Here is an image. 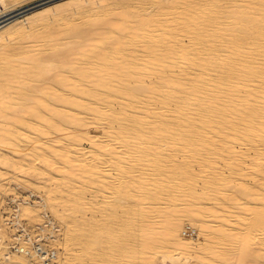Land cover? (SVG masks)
Listing matches in <instances>:
<instances>
[{"label": "bare ground", "instance_id": "1", "mask_svg": "<svg viewBox=\"0 0 264 264\" xmlns=\"http://www.w3.org/2000/svg\"><path fill=\"white\" fill-rule=\"evenodd\" d=\"M145 1L75 0L74 5H60L57 14L67 22L69 13L81 7L93 9L105 2L108 9L101 19L97 15L96 21L81 22L90 38L76 52L80 55L60 59L63 65L49 70L51 76L32 92L19 83L37 77L42 60H47L45 47L61 37L62 30L52 25L56 12L47 17L49 9H40L0 26V120L10 125L0 124V149H25L21 142L26 134L33 135L27 138L33 139L28 140L31 147L58 149L55 157L49 153L39 158L45 168L57 172L58 178L51 173L59 181L49 196L54 209L65 216L77 198L72 197V177L85 178L91 169L85 162L89 158L82 164L84 159L78 157L88 153L82 140H90L98 151L117 154L125 168L122 182L135 200L141 243L147 247L141 245L142 250L170 242L177 253L194 250L198 258H208L211 252L203 254L200 243L176 230L186 218L204 235V247H230L241 264L240 248L254 246L250 264H264V210L249 201L264 198V0ZM19 2L0 0V15L21 7ZM35 20L42 25L36 32L30 30ZM61 115L75 125L73 161L65 153L68 130L51 123ZM102 136L106 139L100 140ZM243 144L247 149L238 148ZM218 157L228 174L220 170ZM75 160L79 163H71ZM13 161L0 153V179L2 167ZM249 175L258 182H247ZM198 178L203 179L204 193L215 200L211 209L184 204L186 188ZM233 187L242 190L235 198ZM236 199L246 202L233 205ZM163 200L166 207L152 206ZM38 202L47 206L43 196ZM17 210L19 219L20 205ZM158 212L162 216L155 220ZM72 235L79 245L72 250L80 262L87 254L86 237ZM215 254L226 259L225 252Z\"/></svg>", "mask_w": 264, "mask_h": 264}, {"label": "rangeland", "instance_id": "2", "mask_svg": "<svg viewBox=\"0 0 264 264\" xmlns=\"http://www.w3.org/2000/svg\"><path fill=\"white\" fill-rule=\"evenodd\" d=\"M74 1L75 0H20L18 5H20L21 7L13 10L12 13L8 12V14L6 12L7 14H2L4 17L0 15L2 17H0V26L2 25L3 27H5L6 25L12 23L13 21H16L17 19L23 20L33 12L46 8V11H48L49 9V11L46 12L47 14L44 13V15L47 17L51 15V13L56 12V14H53V16H55L54 19H56L52 21V25H57L56 27L62 30L61 37L54 39L53 41H51V44H49V46L47 45L45 47L49 50H45L46 53L44 52L45 54H43V57L45 55V58H47V60H42L43 62L45 61V64L43 62L42 63L44 64V66H47L41 67V72L35 79H28L19 83L24 90L29 89V91L31 90L32 92L33 90L37 89V86L41 83V81H43L44 78H47V76H51L49 75L51 74L49 70H54L57 68V66L59 67L63 65L62 62L60 65V59L63 58L62 61H64V59L67 58L72 59L74 57H78L80 53L76 52L84 44H86V42H88L90 38V30L82 25V21L90 20V22H92L94 21V19L96 21L98 19V16L99 19H101L103 15L107 13L106 9H108V7L104 6L105 2L103 4L101 3L100 5H97V7L93 9L90 7H81L77 9V12L69 11L70 20L69 22H67V20L62 18V15L60 13L57 14V11H59V6L63 3L67 2L68 5H74ZM120 1L122 3L123 1L126 2V0ZM147 1L148 0H146L145 2ZM94 10H97V12H94ZM101 11L106 12L102 13ZM38 24H40V21L35 20V22L32 24V29L30 28V30H39V27H41L42 25L40 26ZM10 38H12V40H15V37L13 38V36H11ZM10 40L11 39H9L8 43L13 42H11ZM30 100L27 101V103H31ZM35 105V103L26 104V106L24 107L28 109L34 107ZM44 106L45 105H39V107ZM6 122L8 121L6 119L4 120V118L0 120V124H5ZM51 123H57L61 125V127L64 126L68 130V135L65 137L64 141L65 147L67 148V152L65 153L67 157L70 158V160L76 158L77 154L74 153L75 151L73 146V144L76 142L74 137L75 125L71 122L70 117L65 118L62 115L59 117L57 116L55 120L51 119ZM6 125L10 127L9 122L6 123ZM26 135H28L29 137L33 136L32 134ZM29 137H24L25 141L23 139V142H21V144H26V147L23 146V148L25 147V149H0L1 156H6L14 160L10 166H4L1 170V175L3 177L0 179V264H29L28 258L24 254L16 253V255L14 256L12 255L13 253H9V249H7L8 247H6L8 246V243L12 239L13 235L8 228L5 215L10 210H14L15 207L18 208L19 205L21 210L19 219L17 218V220L22 219L25 223V226L30 229H37L39 226L41 227L47 219H51L53 221V225H50V229L54 231L55 234L53 235H55V238L51 237V245L56 248V250H58V258L56 264H67L69 262V259H73V264H129L130 262V264H239V262H237L236 256L233 255V249L230 247H227L225 245H223L224 248L218 245L219 248L215 249L211 247H204V235L202 233H199V229H195L196 225L189 222L186 218H183L182 223L176 225V230L182 235L183 238L195 239L198 243H200L201 250L200 248L198 250H200V252L203 251V254L211 252L208 258H204L203 255H200V257L198 258L197 252L194 250L191 252L185 251L186 254L179 251L177 253V251L175 252V250L173 251V249L171 248L170 242H167L166 246L160 245L161 247H148V249L142 250V232H140L141 230L138 226V221L136 222L138 215L135 211V200L134 198L130 197V194L125 192V186L122 182V171L125 170V168L123 166H120L119 160L116 159L117 154H114L113 152H111V150L110 152L109 150L106 151V149V152H103L104 148H102V152H100L101 150L95 148V144H93L90 140H82L81 144L84 147V150L88 153L84 154V157H81L80 155L78 157L82 160L84 159L82 164L86 162L88 167L91 165V169L89 167L90 170L85 178L81 177L80 179H78L75 178V175L74 177H72V179L76 180L74 182H72L71 180V184H74L72 185V192H74V195L72 194V197L76 196L77 198H73L72 202L74 204H71V209L69 210L70 212L66 211L67 216H62L61 212H57L54 209L52 205L53 200H51V197L49 196L51 193L50 187L57 186V181H59V179L53 178L51 173L53 172L54 177L58 178V176L55 175V173L57 172L55 170L45 168L42 163H40L44 157L46 158L49 155V153L54 157L55 155H58V149H51L50 147L49 150V148H47L46 146L41 148L31 147L32 143H30V145L28 144L29 139L27 138ZM44 139L46 145H48V141L46 142V140L48 139ZM104 139L106 138H104L103 136L100 138V140ZM31 140L33 141V139ZM31 140H29V142ZM51 142H54V139H52ZM27 146L32 151L30 149L28 150ZM240 147L247 149V145L244 144L242 146H238V148ZM38 149H41V153L40 151H38ZM97 149L100 151H98ZM97 151L100 153H98ZM53 153H55V155ZM181 155L179 156V158L182 157ZM39 156H42L43 158L41 159L39 158ZM23 157L25 158V160H21V158ZM86 157L89 158L87 159L88 161H85ZM260 157L263 158L264 155ZM72 161L71 163L74 164H76V162L79 163V160H75L74 162ZM217 161L222 173L225 175L228 174L229 169L225 166L223 158L218 157ZM261 164L264 167V158L262 159ZM96 165H98L99 168L96 167ZM73 168L76 169V166H74ZM194 170H199V166L197 163L194 166ZM74 172L76 173V170ZM244 179L249 183L258 182L256 181L257 178L252 175L246 176ZM80 186L81 188H79ZM190 187H192L193 189H190ZM204 191L203 179L198 178L197 181H194V184L192 186L189 184L188 188H186L187 195L184 204L186 206L190 205L193 208L206 207V209H211V206L215 204V200L212 199L211 196L206 195ZM230 192H233V198H235L240 195L242 190H239L237 187H233ZM80 193L83 195H80ZM260 193H262V191ZM28 194H35V196L33 199H30L28 201L29 203L23 202L24 200H28L25 199L27 198ZM42 196L45 197V203L47 205L46 207L41 205L42 202H38ZM16 198L24 199L16 200L17 202H10L12 199ZM80 201L85 204L81 203ZM246 201H244V199H236L233 200V205L237 202L245 203ZM249 201H251V203L256 208H261L264 210V198L262 199L261 195L257 196L256 198H251ZM30 203L34 205H31ZM167 203L168 202L166 200H163L162 203H153L152 206L154 208H157L159 205L166 207ZM126 204L129 205L130 210L127 209L128 206ZM17 208L16 215L18 214ZM58 208L60 209L61 206ZM160 216L162 215L158 212L154 219L158 220L160 219ZM72 217L74 218L71 219ZM78 221L81 223H79ZM72 234H78L79 236L85 234L86 237L85 240L87 242V254L81 259L80 262H77V260H75V252L74 250H72L73 247L76 249L79 248V245L76 244L75 237L73 238ZM72 239L74 240V243ZM253 247L254 246L248 249H244L243 247L240 248V255L242 256V260L244 261L241 264L251 263L253 257L252 254L255 250L253 249ZM69 248L71 250L70 254L68 250ZM141 251H144V255L143 253L141 255ZM145 251H147L148 255H146ZM216 252H225L226 259H221V257H218L217 254H215ZM139 253L142 257L146 258L143 260ZM166 253L169 257L164 256L166 255ZM173 255L178 256L174 257ZM172 256L174 258H170ZM8 257L11 258L8 259Z\"/></svg>", "mask_w": 264, "mask_h": 264}, {"label": "built area", "instance_id": "3", "mask_svg": "<svg viewBox=\"0 0 264 264\" xmlns=\"http://www.w3.org/2000/svg\"><path fill=\"white\" fill-rule=\"evenodd\" d=\"M35 194H28V201L33 199ZM24 198L12 199L10 202L20 200ZM16 208L10 210L5 215L6 223L11 231L12 239L8 243V249L12 253L17 252L24 254L28 258L29 264H56L58 258V252L56 248L51 245L52 234H55L50 229L51 219H47L42 229L40 226L37 229H30L25 226L22 219L21 223L18 222L16 216ZM48 222V223H47Z\"/></svg>", "mask_w": 264, "mask_h": 264}]
</instances>
